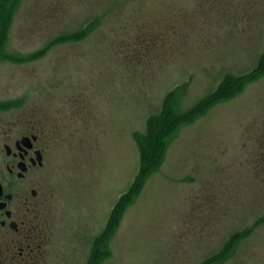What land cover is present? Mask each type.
I'll return each instance as SVG.
<instances>
[{
    "label": "rangeland",
    "instance_id": "obj_1",
    "mask_svg": "<svg viewBox=\"0 0 264 264\" xmlns=\"http://www.w3.org/2000/svg\"><path fill=\"white\" fill-rule=\"evenodd\" d=\"M263 53L264 0H0V142L37 134L50 172L42 264H202L230 242L211 264H264V73L176 128L105 230L147 119Z\"/></svg>",
    "mask_w": 264,
    "mask_h": 264
},
{
    "label": "flooded vegetation",
    "instance_id": "obj_2",
    "mask_svg": "<svg viewBox=\"0 0 264 264\" xmlns=\"http://www.w3.org/2000/svg\"><path fill=\"white\" fill-rule=\"evenodd\" d=\"M45 154L33 132L0 142V264L45 260L51 188Z\"/></svg>",
    "mask_w": 264,
    "mask_h": 264
},
{
    "label": "trees",
    "instance_id": "obj_3",
    "mask_svg": "<svg viewBox=\"0 0 264 264\" xmlns=\"http://www.w3.org/2000/svg\"><path fill=\"white\" fill-rule=\"evenodd\" d=\"M261 73H264V53L259 64L251 73L241 78L223 80L214 92L200 100L191 110H188L185 113L177 114L176 112H173L174 109H169L168 104L171 97H167L161 112L147 119L145 131L134 135L139 152L138 173L129 191L121 195L112 208L110 218L105 229L106 232L108 230L110 231L112 228L110 225L113 217L123 202L128 201L127 198L130 194L134 192L139 184L142 183L143 180L160 164L163 151L166 148L167 143L170 141L172 132L179 126L191 122L193 118L199 116L203 109L208 105L210 106L216 100L220 98L223 99L230 93L234 92L235 89L237 90L240 87L239 85L244 83L248 78L251 77L253 79L254 76H258ZM228 245L221 251V255L219 257L216 256L212 260H207L202 264H211L215 262L216 259L221 260L228 251Z\"/></svg>",
    "mask_w": 264,
    "mask_h": 264
}]
</instances>
